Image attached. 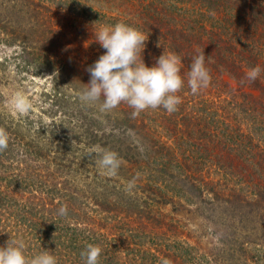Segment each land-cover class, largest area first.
Masks as SVG:
<instances>
[{
  "label": "trees",
  "instance_id": "16d2710c",
  "mask_svg": "<svg viewBox=\"0 0 264 264\" xmlns=\"http://www.w3.org/2000/svg\"><path fill=\"white\" fill-rule=\"evenodd\" d=\"M54 2V8L31 3L39 35L0 25V45L22 49L15 74L47 77L40 98L48 104L17 117L0 111L8 137L0 151V244L12 236L28 256L50 249L58 264H84L89 244L102 249L99 264H210L171 232L168 213L191 204L212 212L222 206L234 213L229 236L246 220L243 208L264 219V71L246 79L251 68L264 69V0ZM119 22L149 35L143 53L149 67L163 51L181 57L185 85L174 113L147 109L133 118L123 103L101 113L80 101L86 69L104 52L94 33ZM45 37L49 51L41 46ZM200 51L211 83L193 95L185 74ZM8 65L0 64V108ZM96 145L118 154L116 177L99 174L90 155ZM171 233L176 243H168ZM236 242L228 247L229 264L264 263L245 257L248 243Z\"/></svg>",
  "mask_w": 264,
  "mask_h": 264
},
{
  "label": "clouds",
  "instance_id": "9594fccd",
  "mask_svg": "<svg viewBox=\"0 0 264 264\" xmlns=\"http://www.w3.org/2000/svg\"><path fill=\"white\" fill-rule=\"evenodd\" d=\"M94 35L95 42L104 52L86 69L90 78L86 87L78 93L82 104L98 105L101 113H107L123 103L133 109V118L147 109L162 108L169 114L177 111L181 103L177 93L185 85L179 55L163 51L149 67L143 58L149 35L124 22L102 26ZM262 71L264 69L260 66L251 68L246 73V79L256 81ZM185 75L193 95L210 85L211 74L206 67L204 51L192 57ZM11 105L18 113H26L32 107L31 101L19 90L12 95ZM7 148V133L0 130V151ZM90 155L95 157L94 164L100 175H118L121 159L116 152L96 145ZM133 187L134 182L130 181L126 190L130 192ZM67 214L66 205L58 209L59 216ZM101 252L99 246L87 245L81 252L84 264H99ZM0 264H58V258L54 251L45 248L28 256L24 242L10 236L4 244H0Z\"/></svg>",
  "mask_w": 264,
  "mask_h": 264
},
{
  "label": "rangeland",
  "instance_id": "374dc122",
  "mask_svg": "<svg viewBox=\"0 0 264 264\" xmlns=\"http://www.w3.org/2000/svg\"><path fill=\"white\" fill-rule=\"evenodd\" d=\"M116 1L119 4L118 0ZM31 3H33V0H0L1 27L5 26L9 30H14L17 33L21 32V34L29 33L31 29H34L35 33L38 30L37 35H39L42 29L40 27L38 29V25L34 28V24H37V18L36 22L34 20L32 21L35 9ZM44 3L50 8H54L57 5L54 0H44ZM48 14L45 13V16ZM46 38L41 41V46L45 47L46 51H49L47 48H51L50 42ZM44 41L46 42L44 43ZM52 49H54L53 46ZM20 50L22 49L0 45V64L7 61L11 69L9 71L11 74H9V82L1 88L5 97L4 108H0V111L15 117L19 113L13 109L11 97L18 90L22 91L31 101L32 107L36 110V114L37 111L48 106V104H43V98H40L45 88L47 77H37L35 81H31L32 77L23 78L15 74L14 67L18 64L17 56L21 55ZM28 112H31V110ZM73 182L83 184L78 180H74ZM212 207L214 212L208 211L207 207L198 208L196 205L191 204L185 207L180 206V209L178 208L174 212L168 213V216L171 218V232L178 235L181 240H187L193 245H196L199 248V256L208 255L209 260H212L210 264H229L231 256L228 247L236 244V241L239 240L240 242L238 243H248L250 247L248 251L242 250L245 257L257 256L264 260V219H260L257 213L255 211L251 212V210L247 209L248 207L243 208L242 213H245L246 220L244 222H239L240 220H238L236 222L238 224L235 226L237 235L229 236L228 224L229 221L231 222L230 216L234 215V213L229 210L223 211L222 206ZM203 213H206L208 218ZM262 216L264 217V214ZM178 232H182L183 235H180ZM173 234L168 235V243H171V241L176 243L175 239L173 240ZM123 236L125 238L130 237L127 229L124 231ZM165 244L164 247L167 246ZM182 260V258H179L178 262H182ZM253 260L251 264H255V259Z\"/></svg>",
  "mask_w": 264,
  "mask_h": 264
}]
</instances>
